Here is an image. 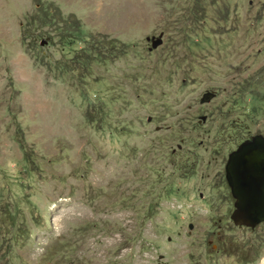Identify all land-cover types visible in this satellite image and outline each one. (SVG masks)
Returning <instances> with one entry per match:
<instances>
[{
    "label": "rangeland",
    "instance_id": "obj_1",
    "mask_svg": "<svg viewBox=\"0 0 264 264\" xmlns=\"http://www.w3.org/2000/svg\"><path fill=\"white\" fill-rule=\"evenodd\" d=\"M255 133L264 0H0V264H264Z\"/></svg>",
    "mask_w": 264,
    "mask_h": 264
},
{
    "label": "water",
    "instance_id": "obj_2",
    "mask_svg": "<svg viewBox=\"0 0 264 264\" xmlns=\"http://www.w3.org/2000/svg\"><path fill=\"white\" fill-rule=\"evenodd\" d=\"M225 172L234 198L231 220L249 225L264 220V135L255 133L231 150Z\"/></svg>",
    "mask_w": 264,
    "mask_h": 264
}]
</instances>
